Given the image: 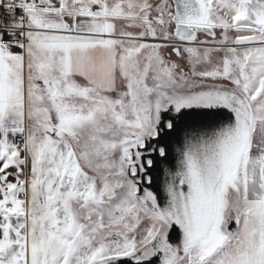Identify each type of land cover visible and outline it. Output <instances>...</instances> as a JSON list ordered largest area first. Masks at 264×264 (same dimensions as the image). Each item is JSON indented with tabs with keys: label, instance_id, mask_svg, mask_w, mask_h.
<instances>
[{
	"label": "snow or ice",
	"instance_id": "snow-or-ice-1",
	"mask_svg": "<svg viewBox=\"0 0 264 264\" xmlns=\"http://www.w3.org/2000/svg\"><path fill=\"white\" fill-rule=\"evenodd\" d=\"M0 264H264V0H0Z\"/></svg>",
	"mask_w": 264,
	"mask_h": 264
},
{
	"label": "water",
	"instance_id": "water-1",
	"mask_svg": "<svg viewBox=\"0 0 264 264\" xmlns=\"http://www.w3.org/2000/svg\"><path fill=\"white\" fill-rule=\"evenodd\" d=\"M173 116L175 115L172 113ZM225 113H221L219 117L215 119H208L201 113L192 111L189 113H186L185 116L181 117L179 120H176L175 122V130L172 131L170 134L165 135L161 139V144L163 146H166L170 152V157L168 163H171L172 157H178L179 156V149H180V143L184 139L185 136L192 134V133H200L210 130V128L214 125H216L218 122L222 120V118L225 116ZM185 125V130H180L179 126ZM154 159L159 161V158L153 154ZM163 167L167 168L168 164H162ZM152 172L155 174V183L158 182L159 176L155 169L152 170ZM234 225L230 226L233 227ZM176 235L173 233L172 240L175 241Z\"/></svg>",
	"mask_w": 264,
	"mask_h": 264
},
{
	"label": "flooded vegetation",
	"instance_id": "flooded-vegetation-1",
	"mask_svg": "<svg viewBox=\"0 0 264 264\" xmlns=\"http://www.w3.org/2000/svg\"><path fill=\"white\" fill-rule=\"evenodd\" d=\"M173 116V114H171ZM180 130H185V125H180L179 126ZM152 176H153V183L155 182V174L152 172Z\"/></svg>",
	"mask_w": 264,
	"mask_h": 264
},
{
	"label": "rangeland",
	"instance_id": "rangeland-1",
	"mask_svg": "<svg viewBox=\"0 0 264 264\" xmlns=\"http://www.w3.org/2000/svg\"><path fill=\"white\" fill-rule=\"evenodd\" d=\"M17 49H14V51H16ZM234 227V226H233Z\"/></svg>",
	"mask_w": 264,
	"mask_h": 264
}]
</instances>
